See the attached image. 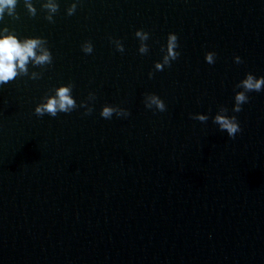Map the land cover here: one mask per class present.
Returning a JSON list of instances; mask_svg holds the SVG:
<instances>
[{
  "label": "water",
  "instance_id": "95a60500",
  "mask_svg": "<svg viewBox=\"0 0 264 264\" xmlns=\"http://www.w3.org/2000/svg\"><path fill=\"white\" fill-rule=\"evenodd\" d=\"M31 2L35 16L18 0L0 20L53 57L0 85V264H264V90L232 111L236 85L264 76V0H56L54 22ZM170 33L180 56L158 71ZM69 84L75 109L35 114ZM106 105L130 115L105 119Z\"/></svg>",
  "mask_w": 264,
  "mask_h": 264
},
{
  "label": "clouds",
  "instance_id": "9594fccd",
  "mask_svg": "<svg viewBox=\"0 0 264 264\" xmlns=\"http://www.w3.org/2000/svg\"><path fill=\"white\" fill-rule=\"evenodd\" d=\"M25 6L32 16H35L37 9L34 7L31 0H24ZM18 0H0V20L4 19V15L7 12L9 16L18 18L16 13ZM44 9L48 11L46 17L50 22H54L53 15L58 12L59 4L56 0H47L46 3L42 5ZM76 3H73L71 7L67 9L69 16L73 15L76 11ZM4 35L0 36V85L7 84L19 75L27 76L29 75L28 65L32 63L34 66H43L51 64L53 57L51 51L43 45L47 44V41L43 38H25L20 40L15 34H12L7 27L3 29ZM135 35L140 39L141 44L139 47V52L141 54H146L148 52V45L145 43L149 39V33L138 30ZM117 50L120 52L124 51V46L120 41H114ZM83 51L87 54L93 52V45L91 42H86L83 46ZM179 47L178 36L175 33H170L168 36L166 54L163 56L162 62H157L155 64V69L162 71L164 67L171 66V61L176 60L180 53L176 51ZM164 49L162 48V51ZM216 53L208 52L206 53V61L209 64L215 63ZM235 62L237 64L242 63V59L239 56L235 57ZM40 73L32 72L31 79H38ZM154 73H149L151 78ZM74 85L69 84L66 86H61L55 89V94L52 96H46L45 101L42 102L35 108V114L38 116H44L45 114L52 117H56L58 113H70L73 109L77 107L76 101L72 96V88ZM237 88L242 89L236 93L235 105L232 109L233 112L239 113L242 111V105L249 101V96L247 93L256 91L260 92L264 90V76L257 78L252 73H248L246 78L236 85ZM94 94H90L89 99H94ZM145 105L147 108H152L155 106L156 109L163 112L166 110L165 102L156 94L146 95ZM86 107V103L80 105ZM92 108L87 109L86 114H91ZM228 109L226 107H220L218 113L215 115L213 122L217 124L221 131H226L228 136L235 138L236 134L242 131L240 124L235 115H227ZM113 114L117 116H128L130 113L122 108L113 106H104L100 115L105 119H111ZM195 120L201 122H206L209 117L204 114H197L192 117Z\"/></svg>",
  "mask_w": 264,
  "mask_h": 264
}]
</instances>
